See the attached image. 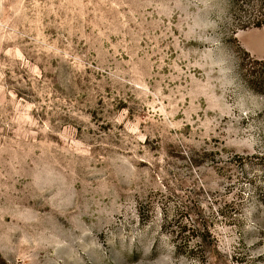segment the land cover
Listing matches in <instances>:
<instances>
[{"label":"rangeland","instance_id":"rangeland-1","mask_svg":"<svg viewBox=\"0 0 264 264\" xmlns=\"http://www.w3.org/2000/svg\"><path fill=\"white\" fill-rule=\"evenodd\" d=\"M245 19L0 0V264H264V94L240 66L264 26Z\"/></svg>","mask_w":264,"mask_h":264},{"label":"trees","instance_id":"trees-1","mask_svg":"<svg viewBox=\"0 0 264 264\" xmlns=\"http://www.w3.org/2000/svg\"><path fill=\"white\" fill-rule=\"evenodd\" d=\"M230 7L247 15L242 22L245 26H264V0H230ZM241 50L247 60L240 65L245 83L250 89L264 94V59H254L246 50Z\"/></svg>","mask_w":264,"mask_h":264}]
</instances>
